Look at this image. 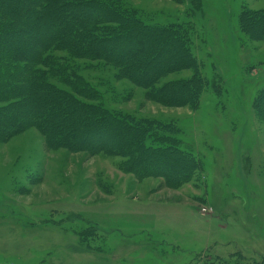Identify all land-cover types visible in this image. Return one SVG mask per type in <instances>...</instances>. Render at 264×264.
Returning a JSON list of instances; mask_svg holds the SVG:
<instances>
[{"label": "rangeland", "instance_id": "1", "mask_svg": "<svg viewBox=\"0 0 264 264\" xmlns=\"http://www.w3.org/2000/svg\"><path fill=\"white\" fill-rule=\"evenodd\" d=\"M35 1L19 0L29 11L6 17L24 27L1 40L0 98L5 81L18 79L17 67L37 70L23 75V93L0 106L34 99V89L47 96L51 85L70 91L108 112L107 126L97 125L100 144L140 135L135 153L144 158L135 160L138 171L110 146L55 147L33 123L0 133V264H200L217 257L233 264L240 254L264 264V38L247 27L262 21L264 0H59L81 2L76 12L95 21L107 18L93 29L112 47L93 53L105 51L101 59L39 47L44 24L33 12L49 1ZM138 19L181 28L129 34ZM46 20L54 23L46 41L62 36L55 19ZM122 41L137 49L124 51ZM10 47L15 59L7 57ZM32 48L49 60L29 62ZM132 52V60L145 55L135 70L124 60ZM39 79L45 86H35ZM82 86L80 95L73 90Z\"/></svg>", "mask_w": 264, "mask_h": 264}, {"label": "trees", "instance_id": "2", "mask_svg": "<svg viewBox=\"0 0 264 264\" xmlns=\"http://www.w3.org/2000/svg\"><path fill=\"white\" fill-rule=\"evenodd\" d=\"M49 2L42 4V11L33 12V18L36 19L37 23L44 24V27H40L37 29L38 33L41 35V44H39V47H43L44 51H51V55L55 56V52L57 50L61 49H68L71 53H73L76 56L79 57H88L90 59H98V58H104L106 56L105 51H103L98 57V52L104 47L105 49L112 48L108 45H101L99 42V37H96L94 35L93 29H97L98 25L97 23L101 21H95V18L84 12V14H78L76 12L77 6L80 7L81 2H69L64 5L60 4L61 2L59 0H47ZM32 3L37 4V1L33 0ZM30 4V3H27ZM39 4V2H38ZM21 5V2H20ZM19 5V0H1L0 3V21H4L5 24L3 25V29L0 30V47H4V45L1 43V40L6 38L8 33L7 32H14L19 31L23 27L19 26V23H13L6 20V17L9 15H12L13 17L20 16L25 11H29L28 9H21ZM82 6V5H81ZM90 7H95L92 5H89ZM27 7V6H25ZM87 7L84 6L83 10H85ZM22 11H21V10ZM95 9V8H93ZM65 12L69 14V16L65 17ZM248 14V13H247ZM248 17H252L255 15H247ZM53 18L55 19L56 23V30L59 32H62V36L57 38L51 37L50 40L46 41V38L44 34H47L48 32L52 31L51 27L53 26V22L48 21L46 19ZM71 18L68 20V18ZM258 19H262V21L259 23H252L251 20L249 21V25L247 27L256 29L258 28V33L260 36H257L258 38H264V32L260 31L259 27L262 28L261 24H264V13H261L259 11ZM77 19L75 21H72L73 19ZM97 18V17H96ZM250 19V18H248ZM257 19V21H258ZM106 20L107 18H102V21ZM142 20V19H141ZM141 20L138 19L139 29L138 31H135L133 28V24L130 25L131 31L128 30L129 34H133V32H138L139 34L147 32L149 29H153L154 31H161V30H171L173 28L174 30H177L181 28L180 24H171L172 26H163L165 28H162L161 25L157 26H151L146 25L141 22ZM245 19L243 18V21ZM246 21V22H248ZM66 23V24H65ZM3 23H0V26H2ZM67 25V26H66ZM183 26V25H182ZM109 27V26H108ZM154 27V28H150ZM244 27H245V21H244ZM255 27V28H254ZM1 28V27H0ZM106 28L102 26L99 30L104 31ZM263 30V28H262ZM36 31V32H37ZM123 32H127L123 31ZM263 35V36H262ZM118 36V34H117ZM43 37V38H42ZM75 39H74V38ZM139 35L133 36L132 38L135 40H138ZM148 37V36H146ZM116 37H111L113 39L112 41L116 40ZM74 40V41H73ZM157 39H153L152 42H157ZM122 48L123 50H129V49H137V45L135 43H131L130 41H122ZM13 47H10L9 53L7 54V57L9 59H15V53L13 52ZM1 50V49H0ZM12 50V51H11ZM31 50V51H30ZM30 54L26 53L31 58L28 59L29 62L36 63V65H42L46 60H49V58H45L40 53H36L34 55L33 48L29 49ZM138 52V51H137ZM137 52H132L129 54H125L124 57L129 64V66L134 70L135 67L141 66L142 59H144L145 55L142 54L143 57H138L137 59L132 60L131 57ZM93 53L97 55H93ZM140 53V52H138ZM92 54V55H91ZM100 58V59H101ZM118 58V57H117ZM188 59L191 58L188 56ZM109 59V58H108ZM123 61L122 59H119ZM132 60V61H131ZM17 64V62H16ZM181 65L175 64L173 67H171L169 70H160L155 71L157 72V75L162 74L163 72H169L172 70H175V68H179ZM17 67L16 75L18 76V79L7 80L6 83L3 85V97L0 98L1 100H8L10 103L13 102L14 99L18 94L23 93L25 87V82L23 81V75H26L27 72H30L31 75L35 73L37 70L36 67H29L26 65H22ZM16 68V66H15ZM24 69V70H23ZM129 73V72H128ZM130 75V74H129ZM132 78V75H130ZM152 80L156 79L157 77L155 74L151 75ZM15 77V74H14ZM156 77V78H155ZM63 78H66L64 75ZM32 80L35 79V76L31 78ZM68 78L65 80L67 81ZM151 80V81H152ZM200 82V79L198 80ZM45 86V83H42V81L39 79L35 83V86ZM50 87L49 85H47ZM54 86L51 85L50 90L47 92L46 95L42 97L36 89H34V99L29 100H23L18 103V105H15V107L12 105L8 106H0V133L1 134H10L11 132H15L17 130H22L26 126H29L33 123V125H38L42 127L47 133V139L48 141H51L53 146L60 147V148H69L71 150H83V149H89L91 151H100L105 150L108 148V146L111 147V152L114 154H117L119 156L126 157V163L127 166H132L134 169L141 170L142 166L139 165L135 160L139 158L141 162L143 161L142 156H137L135 151L138 150L139 147H141L140 144H137L135 142L139 141L140 135L136 137L132 136V133H130V139H124L122 138L119 143L117 144H100V139H97L99 136H103L101 132L103 131L102 127L97 126L100 122L103 127H106V118L108 116V112L102 109L103 107H100L99 105H93L87 102H81L79 99H76V95L71 93L70 91H60L59 88H52ZM167 89V88H166ZM52 90V92H51ZM73 90L78 92L79 95L81 93H84V91L87 90V86L82 87H73ZM90 93V92H89ZM84 95V94H82ZM90 95H87L89 97ZM11 100V101H10ZM19 105L20 109L22 108V111H25L26 115L23 117L21 113H19ZM21 111V112H22ZM43 114V115H41ZM43 118V119H42ZM99 119L101 120L99 122ZM120 126L118 125V129ZM128 127V126H127ZM130 129H127V131H130ZM12 133L10 135H12ZM135 133V132H134ZM136 134V133H135ZM9 136V135H8ZM6 136V138L8 137ZM83 138H82V137ZM134 138V139H133ZM99 140V141H98ZM102 141V140H101ZM103 142V141H102ZM101 142V143H102ZM99 143V144H98ZM142 146L146 147L145 143L142 144ZM138 147V148H137ZM142 148V147H141ZM185 167H192L191 165H184ZM129 168V167H127ZM189 177H185L183 175L182 181L188 180ZM180 179V182H182ZM239 254V253H237ZM238 261L234 262L233 264H263L259 262L258 260L254 259H245V257L240 254ZM230 261L227 259H223L221 257H217L216 259H211L210 261H204L200 264H229Z\"/></svg>", "mask_w": 264, "mask_h": 264}]
</instances>
